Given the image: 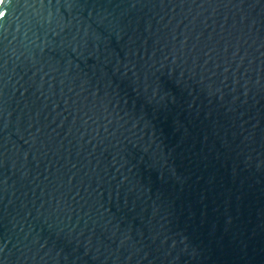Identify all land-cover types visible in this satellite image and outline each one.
<instances>
[{"label":"water","instance_id":"obj_1","mask_svg":"<svg viewBox=\"0 0 264 264\" xmlns=\"http://www.w3.org/2000/svg\"><path fill=\"white\" fill-rule=\"evenodd\" d=\"M0 264H264V0H3Z\"/></svg>","mask_w":264,"mask_h":264},{"label":"bare ground","instance_id":"obj_2","mask_svg":"<svg viewBox=\"0 0 264 264\" xmlns=\"http://www.w3.org/2000/svg\"><path fill=\"white\" fill-rule=\"evenodd\" d=\"M2 2H3V0H0V5H1Z\"/></svg>","mask_w":264,"mask_h":264}]
</instances>
